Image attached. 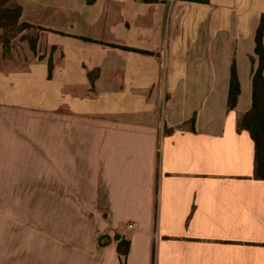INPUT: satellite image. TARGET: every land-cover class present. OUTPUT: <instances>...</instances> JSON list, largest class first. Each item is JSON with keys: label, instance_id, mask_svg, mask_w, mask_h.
Instances as JSON below:
<instances>
[{"label": "crops", "instance_id": "0c3cea01", "mask_svg": "<svg viewBox=\"0 0 264 264\" xmlns=\"http://www.w3.org/2000/svg\"><path fill=\"white\" fill-rule=\"evenodd\" d=\"M16 2L41 30L35 51L0 46V264H25L42 197L68 199L56 264H120L116 235L126 264H264V179L237 128L264 0Z\"/></svg>", "mask_w": 264, "mask_h": 264}, {"label": "trees", "instance_id": "16d2710c", "mask_svg": "<svg viewBox=\"0 0 264 264\" xmlns=\"http://www.w3.org/2000/svg\"><path fill=\"white\" fill-rule=\"evenodd\" d=\"M92 2L93 0H87ZM206 2L207 0H201ZM22 8L16 0H0V46L3 59L11 58V49L13 39L19 35V39L26 40L30 50H36L40 27L21 21ZM264 16L260 17L254 34V53L257 57V64L252 69L251 76V105L238 116L237 128L246 129L254 143V177L264 179ZM252 63L254 58L250 57ZM52 63L48 61V76L51 74ZM240 93V82L238 79L235 60L230 65V74L228 81V90L226 97V109L230 110L236 106L238 95ZM117 240L116 250L119 256L120 264H126V255L129 248L127 238Z\"/></svg>", "mask_w": 264, "mask_h": 264}, {"label": "rangeland", "instance_id": "374dc122", "mask_svg": "<svg viewBox=\"0 0 264 264\" xmlns=\"http://www.w3.org/2000/svg\"><path fill=\"white\" fill-rule=\"evenodd\" d=\"M25 42L27 43L26 40L19 39V35L13 39L10 59L14 57L13 50L17 53L24 51ZM245 65V60L240 56L239 66L242 76L245 74ZM244 101L243 96L240 104H244ZM37 209L35 213L32 211L24 213L25 222L35 217V228L40 224L39 229H35L34 232L32 225L30 229L27 226L25 228V264H56L48 259L68 254V199L42 197L40 212ZM39 216L40 223H38Z\"/></svg>", "mask_w": 264, "mask_h": 264}, {"label": "built area", "instance_id": "2783aa9c", "mask_svg": "<svg viewBox=\"0 0 264 264\" xmlns=\"http://www.w3.org/2000/svg\"><path fill=\"white\" fill-rule=\"evenodd\" d=\"M134 226H135V223H134V222L128 224V227H129V228H132V227H134Z\"/></svg>", "mask_w": 264, "mask_h": 264}]
</instances>
